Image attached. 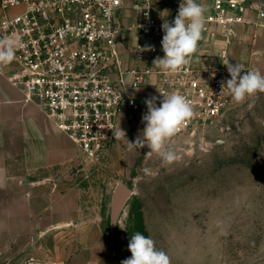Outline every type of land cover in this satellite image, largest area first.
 <instances>
[{
  "label": "rangeland",
  "instance_id": "obj_1",
  "mask_svg": "<svg viewBox=\"0 0 264 264\" xmlns=\"http://www.w3.org/2000/svg\"><path fill=\"white\" fill-rule=\"evenodd\" d=\"M196 2L209 6V0ZM172 6L164 9L165 16ZM127 10L128 29L139 14ZM132 45L133 39L124 54ZM194 56L215 64L247 62L264 73V26L239 25L226 36L205 31ZM123 118L118 128L126 138H142V115ZM167 147L179 157L171 164L125 139L116 140L101 161L78 150L76 164L59 176L65 180L58 195L63 202L52 213L62 224L20 227V232L26 239L40 236L48 251L62 249L61 264H71L70 255L77 256L73 264H121L130 258L129 240L137 232L153 239L171 264H264V93L203 129L173 136ZM118 184L131 195L114 219ZM23 239L18 237L17 250L22 251Z\"/></svg>",
  "mask_w": 264,
  "mask_h": 264
},
{
  "label": "built area",
  "instance_id": "obj_2",
  "mask_svg": "<svg viewBox=\"0 0 264 264\" xmlns=\"http://www.w3.org/2000/svg\"><path fill=\"white\" fill-rule=\"evenodd\" d=\"M168 1L173 6L165 16ZM180 2L0 0V40L14 37L22 43L9 78L27 101L43 105L57 128L90 160L101 161L109 154L121 115H143L147 112L144 100L150 96L158 97L159 106L158 90L184 95L194 106V116L176 135L203 129L237 104L229 90L221 87L230 79L224 63H239L245 70L252 67L227 59L221 64L200 63L194 55L175 74L155 67L153 57L163 52L162 23L174 21ZM208 5L203 32L226 36L239 25L264 26V0H209ZM127 9L135 10L139 18L128 26L136 32L137 41L126 55L122 43ZM146 45L155 50H139ZM145 86L153 91L141 94Z\"/></svg>",
  "mask_w": 264,
  "mask_h": 264
},
{
  "label": "crops",
  "instance_id": "obj_3",
  "mask_svg": "<svg viewBox=\"0 0 264 264\" xmlns=\"http://www.w3.org/2000/svg\"><path fill=\"white\" fill-rule=\"evenodd\" d=\"M128 13L129 10L124 11L125 25ZM132 39L135 45L136 32L126 27L122 45ZM163 56L160 52L153 61ZM197 58L200 63L209 61ZM12 68V63L0 64V264H16L20 258L22 264H61L62 249L46 250L40 236L26 239L20 227L25 231V227L62 224V218L52 213L63 202L58 195L65 180L59 176L64 167L76 164L79 148L57 128L42 104L26 100L22 89L9 78ZM152 91L145 86L140 92ZM22 235L20 251L16 248ZM70 258L73 264L77 256Z\"/></svg>",
  "mask_w": 264,
  "mask_h": 264
},
{
  "label": "clouds",
  "instance_id": "obj_4",
  "mask_svg": "<svg viewBox=\"0 0 264 264\" xmlns=\"http://www.w3.org/2000/svg\"><path fill=\"white\" fill-rule=\"evenodd\" d=\"M206 7L196 0H181L178 14L173 22L165 20L162 23V51L164 56L157 57L153 65L166 74H175L191 63L192 56L197 52L202 39L206 17ZM22 47L19 38L7 37L0 40V64L7 65L15 58L16 50ZM140 51H154L153 45L139 48ZM230 74V79L221 83L222 90L226 87L232 99L242 104L246 99L264 93V73L258 69L245 70L239 63H224ZM162 99L150 96L144 100L147 112L142 115L141 122L145 124L143 137H137L135 142L126 138V132L120 127L113 130L115 139H125L129 146L144 148L155 153L162 160L171 164L179 157L167 147V142L177 134L181 126L194 116V106L184 95L177 92L164 93L158 90ZM147 173L148 170L145 169ZM123 229L122 227H120ZM130 258L121 264H171L166 252L156 247L150 237L137 232L129 240Z\"/></svg>",
  "mask_w": 264,
  "mask_h": 264
},
{
  "label": "water",
  "instance_id": "obj_5",
  "mask_svg": "<svg viewBox=\"0 0 264 264\" xmlns=\"http://www.w3.org/2000/svg\"><path fill=\"white\" fill-rule=\"evenodd\" d=\"M131 195V190L124 184H118L113 195L112 215L116 219L120 214L123 206Z\"/></svg>",
  "mask_w": 264,
  "mask_h": 264
}]
</instances>
